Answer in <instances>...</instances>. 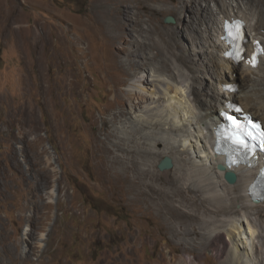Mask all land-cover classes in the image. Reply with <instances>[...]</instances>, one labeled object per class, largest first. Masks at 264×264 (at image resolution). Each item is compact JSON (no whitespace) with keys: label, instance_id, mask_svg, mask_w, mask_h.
<instances>
[{"label":"rangeland","instance_id":"rangeland-1","mask_svg":"<svg viewBox=\"0 0 264 264\" xmlns=\"http://www.w3.org/2000/svg\"><path fill=\"white\" fill-rule=\"evenodd\" d=\"M213 4L0 0V264L28 257V264H220L226 254L205 243L209 217L200 201L170 189L174 158L166 171L154 158L145 163L144 138L137 151L118 131L132 124L131 113L113 119L117 93L127 111L133 100L144 114L146 92L130 89L141 80L152 88L151 69L168 82L189 70L197 94L214 90L208 57L191 39L198 9L202 19L219 21ZM122 11L126 30L108 28ZM138 42L147 70L129 63ZM235 82H244L239 71Z\"/></svg>","mask_w":264,"mask_h":264},{"label":"bare ground","instance_id":"bare-ground-1","mask_svg":"<svg viewBox=\"0 0 264 264\" xmlns=\"http://www.w3.org/2000/svg\"><path fill=\"white\" fill-rule=\"evenodd\" d=\"M209 1L217 7L219 21L202 19L203 14L198 7L196 25L191 27L193 32L191 39L193 43L200 45L202 53L208 57L205 64L209 67L208 71L214 80V90L197 94L195 91L197 80L189 70H186L184 78L172 76L171 82H168L161 72L159 74L151 69L154 72L152 88H146L141 80L137 88L130 89L139 95L146 92L144 114H137L139 107L133 100L132 111H127L126 99L117 93L114 100L120 104V110L113 114V119L118 120L131 113L128 122L132 124H125L124 127L122 125L118 131H122L127 139H132L134 146L131 147L135 150L137 146L141 148L144 144L141 151L145 153V158L142 159L145 163L154 158L153 164L157 166L160 159L165 156L174 158L177 165L173 186L170 189L175 195L188 191L192 194L191 201H200L209 217L202 223L206 229L203 233L205 243L211 249H215L218 257L226 254L220 264H264V201L256 203L249 196L250 185L257 175V170L251 171L242 166L235 168L231 171L237 176L236 183L227 182L226 171L218 169L219 163H224V157H218L212 150L214 142L210 128L211 121L218 120L220 109L225 107L226 102L232 100L236 103L238 100L246 113H250L264 124V57L256 69L243 64L233 65L229 59L224 58L222 28L221 24L219 25L221 19H230L232 16L243 18L248 23L250 32L260 38L264 45V0ZM249 1L256 4L251 5ZM208 9L214 14L213 8ZM124 15L122 11L119 20L107 27L114 26L117 30L125 31L127 23L121 21V18H125ZM144 48L143 43H137V49L133 51L129 60L134 68L149 69V57L144 55ZM238 71L244 80L240 85L235 82ZM229 84L237 85L239 91L236 94L225 91L224 86ZM161 105H164V108H159ZM204 116V120L201 119ZM141 138H144V142L140 146ZM148 141L167 145L163 150H158L147 144ZM117 146L122 147L120 144ZM125 148L132 151L129 146ZM120 162L123 161L117 160V163ZM154 171L148 169L145 173L155 180ZM187 202V205L192 206L189 201ZM181 203L184 205L185 201L181 200ZM188 214L194 222L200 219L197 213ZM183 216L181 213L180 218ZM31 249L35 247L32 246ZM30 262L28 257L21 262L16 261V264Z\"/></svg>","mask_w":264,"mask_h":264},{"label":"clouds","instance_id":"clouds-1","mask_svg":"<svg viewBox=\"0 0 264 264\" xmlns=\"http://www.w3.org/2000/svg\"><path fill=\"white\" fill-rule=\"evenodd\" d=\"M233 19H240L242 20L244 23H245V28H244V37L246 39V44L245 46L243 47L245 49L244 51V60L243 61H240L238 59L234 60L232 58H226L225 54H226V51L228 50L227 49V46L226 44L224 43V41L222 40V37H223V26H224V23L226 21H232ZM221 24V28H222V37H221V41L224 43V58L225 59H229L233 65H240V64H243L247 67H250L252 69H256L259 67L260 65V62L262 60V58L264 57V53L261 52V49L264 48V45H263V42L260 38L256 37L254 34L250 33L249 34V28H248V23L243 20V18H236L235 16H232L230 19H221L220 22H219V25ZM253 55H255L257 57V63H256V66H252V64L249 63V61L251 60V58L253 57ZM227 86H235L236 90L235 91H230L229 89H227ZM224 89L225 91H228L229 93H232V94H236L239 89H238V86L235 85V84H229V85H225L224 86ZM222 112H225L227 113L228 115H232L234 116L235 118H238L239 119H247L249 122H252V123H256V124H259L261 125L262 127H264V124L261 120H257L256 118H254L250 113H246L245 112V109L237 102H234L233 100L232 101H228L226 102V105L223 109H220L219 111V118L218 120H215V121H211L210 123V128L212 130V135H213V142H214V145H213V149L215 151V144H216V139H215V136H216V125L219 124V123H222L223 121H225L226 119H224V115ZM251 124V123H250ZM215 154L218 156V157H222L223 155H220L218 154L216 151H215ZM257 165L253 168H249L245 165H242L243 168H246L248 170H251V171H254V170H257V175L255 176V178L253 179L252 182H254L256 179L260 178V174L261 172L264 171V168H263V165H264V151L260 150L258 153H257ZM224 157V156H223ZM219 164H223L227 171H231L235 168H239L241 167L240 165L239 166H231L227 163L226 161V158L224 157V163H219ZM231 172H234V171H231ZM250 196V194H249ZM251 198V196H250ZM254 201V200H252ZM261 201H264V200H259V201H254L256 203L258 202H261Z\"/></svg>","mask_w":264,"mask_h":264},{"label":"snow or ice","instance_id":"snow-or-ice-1","mask_svg":"<svg viewBox=\"0 0 264 264\" xmlns=\"http://www.w3.org/2000/svg\"><path fill=\"white\" fill-rule=\"evenodd\" d=\"M225 31L227 36L230 38L232 43L235 46L234 55L235 57L243 61L244 60V51L245 49L241 45L240 41L242 39V30L243 25L240 22H237L233 26L225 25ZM261 52L264 53V48L261 49ZM252 66H256L257 57L253 55L249 61ZM224 119L229 122V127L223 129V134L225 139L231 142L234 150L243 151L245 155L250 152L247 138L250 139H259L262 144H264V127L259 124L251 123V128H248L245 125H242L234 116L224 114ZM235 163V161H233ZM261 179L264 180V172L260 174ZM256 185H252L253 192L255 191Z\"/></svg>","mask_w":264,"mask_h":264},{"label":"water","instance_id":"water-1","mask_svg":"<svg viewBox=\"0 0 264 264\" xmlns=\"http://www.w3.org/2000/svg\"><path fill=\"white\" fill-rule=\"evenodd\" d=\"M165 22L166 23H174L175 20L173 17H167L165 19ZM173 161L170 157H165L163 160L160 161L158 167L161 171H164V170H170L173 168ZM218 169L221 170V171H226L225 172V179L227 180V182H229L230 184H234L236 183L237 181V176L234 172H231V171H227L226 170V167L223 165V164H219L218 166Z\"/></svg>","mask_w":264,"mask_h":264}]
</instances>
